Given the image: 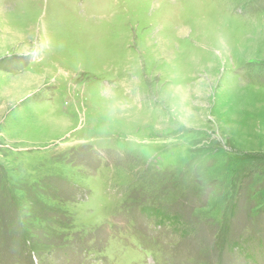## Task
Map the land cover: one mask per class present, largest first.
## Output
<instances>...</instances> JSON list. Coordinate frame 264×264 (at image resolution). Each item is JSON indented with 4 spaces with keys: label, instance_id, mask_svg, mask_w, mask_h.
Returning <instances> with one entry per match:
<instances>
[{
    "label": "rangeland",
    "instance_id": "1",
    "mask_svg": "<svg viewBox=\"0 0 264 264\" xmlns=\"http://www.w3.org/2000/svg\"><path fill=\"white\" fill-rule=\"evenodd\" d=\"M0 264H264V0H0Z\"/></svg>",
    "mask_w": 264,
    "mask_h": 264
}]
</instances>
